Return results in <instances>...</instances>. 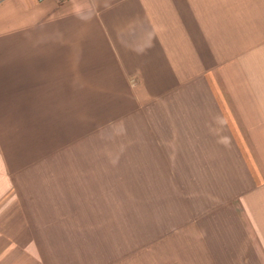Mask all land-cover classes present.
Wrapping results in <instances>:
<instances>
[{
	"label": "crops",
	"instance_id": "0c3cea01",
	"mask_svg": "<svg viewBox=\"0 0 264 264\" xmlns=\"http://www.w3.org/2000/svg\"><path fill=\"white\" fill-rule=\"evenodd\" d=\"M0 264H264V0H0Z\"/></svg>",
	"mask_w": 264,
	"mask_h": 264
}]
</instances>
